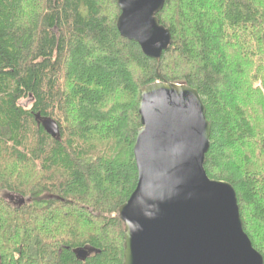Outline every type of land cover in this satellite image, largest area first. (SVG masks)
I'll use <instances>...</instances> for the list:
<instances>
[{"label":"trees","instance_id":"trees-1","mask_svg":"<svg viewBox=\"0 0 264 264\" xmlns=\"http://www.w3.org/2000/svg\"><path fill=\"white\" fill-rule=\"evenodd\" d=\"M120 15L116 0H0V264H125L119 210L138 183L141 95L156 83L199 92L205 170L234 187L264 258V0H166L159 62L121 37ZM81 247L100 254L80 262Z\"/></svg>","mask_w":264,"mask_h":264},{"label":"water","instance_id":"water-1","mask_svg":"<svg viewBox=\"0 0 264 264\" xmlns=\"http://www.w3.org/2000/svg\"><path fill=\"white\" fill-rule=\"evenodd\" d=\"M116 1L121 37L159 62L172 40L157 17L166 0ZM139 114L138 183L119 210L125 264H264L244 230L236 190L210 179L205 170L211 125L199 92L184 85H150L142 92ZM35 118L48 135L61 140L54 119ZM73 252L80 262L100 254L91 247Z\"/></svg>","mask_w":264,"mask_h":264},{"label":"rangeland","instance_id":"rangeland-1","mask_svg":"<svg viewBox=\"0 0 264 264\" xmlns=\"http://www.w3.org/2000/svg\"><path fill=\"white\" fill-rule=\"evenodd\" d=\"M257 85H258V86H261L260 82H258ZM263 108H264V107H263ZM6 200H7L10 204H12V205H17L18 203H20V202L17 200V198H16L15 196H12V195H10V196L7 195Z\"/></svg>","mask_w":264,"mask_h":264}]
</instances>
